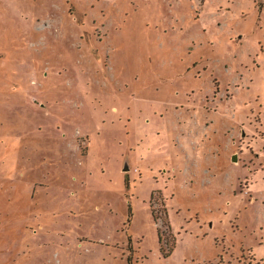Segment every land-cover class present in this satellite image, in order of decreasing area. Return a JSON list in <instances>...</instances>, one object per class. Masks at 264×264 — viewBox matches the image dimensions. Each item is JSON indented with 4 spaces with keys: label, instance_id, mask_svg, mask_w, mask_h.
<instances>
[{
    "label": "rangeland",
    "instance_id": "rangeland-1",
    "mask_svg": "<svg viewBox=\"0 0 264 264\" xmlns=\"http://www.w3.org/2000/svg\"><path fill=\"white\" fill-rule=\"evenodd\" d=\"M259 94L264 0H0V264H264Z\"/></svg>",
    "mask_w": 264,
    "mask_h": 264
},
{
    "label": "crops",
    "instance_id": "crops-1",
    "mask_svg": "<svg viewBox=\"0 0 264 264\" xmlns=\"http://www.w3.org/2000/svg\"><path fill=\"white\" fill-rule=\"evenodd\" d=\"M250 84H251V87H252V86H253V85H252V82H250ZM250 89H251V88H250ZM258 97H259L260 99H262V100L264 99V97H262V95L259 94L258 96H256L255 101H254L253 104H250L249 102H247L248 100H245L244 103H243V105H242V104H239V107H238V108H242L244 112H245V111H248L249 108L255 104L256 99H257ZM235 100H236V102H238V97H236Z\"/></svg>",
    "mask_w": 264,
    "mask_h": 264
},
{
    "label": "water",
    "instance_id": "water-1",
    "mask_svg": "<svg viewBox=\"0 0 264 264\" xmlns=\"http://www.w3.org/2000/svg\"><path fill=\"white\" fill-rule=\"evenodd\" d=\"M234 158L236 159V160H234V162H237V158H236V156H234ZM124 171H125V172L130 171V167H129L128 164L125 165Z\"/></svg>",
    "mask_w": 264,
    "mask_h": 264
},
{
    "label": "built area",
    "instance_id": "built-area-1",
    "mask_svg": "<svg viewBox=\"0 0 264 264\" xmlns=\"http://www.w3.org/2000/svg\"><path fill=\"white\" fill-rule=\"evenodd\" d=\"M263 148H264V145H263ZM264 151V150H263ZM264 154V153H263Z\"/></svg>",
    "mask_w": 264,
    "mask_h": 264
},
{
    "label": "trees",
    "instance_id": "trees-1",
    "mask_svg": "<svg viewBox=\"0 0 264 264\" xmlns=\"http://www.w3.org/2000/svg\"><path fill=\"white\" fill-rule=\"evenodd\" d=\"M161 252H163V251H161Z\"/></svg>",
    "mask_w": 264,
    "mask_h": 264
}]
</instances>
